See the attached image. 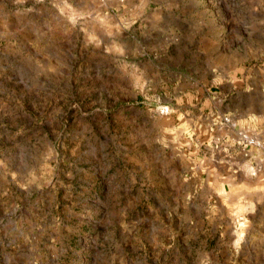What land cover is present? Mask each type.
<instances>
[{
  "label": "rangeland",
  "instance_id": "obj_1",
  "mask_svg": "<svg viewBox=\"0 0 264 264\" xmlns=\"http://www.w3.org/2000/svg\"><path fill=\"white\" fill-rule=\"evenodd\" d=\"M251 102L264 0H0V264H264Z\"/></svg>",
  "mask_w": 264,
  "mask_h": 264
},
{
  "label": "built area",
  "instance_id": "obj_2",
  "mask_svg": "<svg viewBox=\"0 0 264 264\" xmlns=\"http://www.w3.org/2000/svg\"><path fill=\"white\" fill-rule=\"evenodd\" d=\"M223 124L229 128L235 129L237 124L230 118H224ZM238 142L241 151L247 161L252 162L254 175L257 172L264 171V142L261 139L255 138L248 133L238 132Z\"/></svg>",
  "mask_w": 264,
  "mask_h": 264
},
{
  "label": "crops",
  "instance_id": "obj_3",
  "mask_svg": "<svg viewBox=\"0 0 264 264\" xmlns=\"http://www.w3.org/2000/svg\"><path fill=\"white\" fill-rule=\"evenodd\" d=\"M247 112L246 115V119H245V125L243 124V120L240 119V121L242 122L241 125H244L245 127L251 129V130H258L260 129L261 126H264V112L261 111L260 113H257L255 111V107L253 102L249 103L246 108H245ZM212 112V110H211ZM213 116V114H212ZM208 128L212 130L211 128V120H208ZM207 128V129H208Z\"/></svg>",
  "mask_w": 264,
  "mask_h": 264
}]
</instances>
